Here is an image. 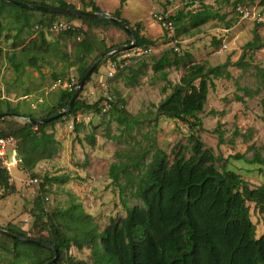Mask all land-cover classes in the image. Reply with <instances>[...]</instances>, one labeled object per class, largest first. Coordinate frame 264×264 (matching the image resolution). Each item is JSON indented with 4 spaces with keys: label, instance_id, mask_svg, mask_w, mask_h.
I'll use <instances>...</instances> for the list:
<instances>
[{
    "label": "rangeland",
    "instance_id": "374dc122",
    "mask_svg": "<svg viewBox=\"0 0 264 264\" xmlns=\"http://www.w3.org/2000/svg\"><path fill=\"white\" fill-rule=\"evenodd\" d=\"M64 1L87 11L91 10L90 2L97 1L99 9L110 14L118 8L119 17L127 20L128 26L137 25L140 33L155 40V44L146 52H138L135 46L123 47L100 59L77 95L90 104L101 99L100 111L91 108L76 114L66 112L57 122L43 127L57 140L58 151L29 171L20 166L8 171L9 183L15 190L0 199L1 227L50 241L48 216L40 217L34 204L39 185L27 184V181L35 176L41 182L46 175H63L68 178L66 181L48 184L41 191L43 197H47L43 201L45 210L80 205L93 216L101 230L111 219L118 220L125 215L123 201L130 207L141 203L132 194L134 183L156 149L166 151L171 162L175 153L183 152L186 157L192 154L193 139H200L204 147L221 157L215 163L218 170L238 173L251 188L264 183L262 165L228 157L243 153L251 159L255 152L264 157V107L261 104L264 89L255 68V65L264 66V25L238 15L233 9L236 0H126L122 6L120 0ZM241 3L264 10V0H242ZM202 4L222 18L209 19L194 28L188 16L181 17L172 34L155 17L159 14L185 15L187 11L201 8ZM31 15L30 28H24L19 36L17 27L20 23L15 22L11 8H4L0 16L4 28L0 33V104L3 109L9 104L21 114L4 116L0 120V133L22 125L23 114L30 113L37 118L49 113L51 108L56 112L65 108H62L61 92L70 86L76 87L83 75L81 69L89 67L100 55L99 49L90 55L83 54L78 49L81 41L86 39L100 49L130 44L126 31L111 24L71 19L78 34L69 37L51 30L49 24L45 27L35 25L39 19L49 21V15L38 12ZM41 29L47 44L40 54L43 58L37 61V67H32L27 61L34 44L42 42ZM169 48L180 55L190 53L191 56L178 67L172 65L153 70V62ZM114 53L117 54L115 59ZM12 54L20 63L18 69L8 58ZM238 59L249 64L237 66L234 63ZM113 61L117 66L111 75ZM225 62L229 63V76L213 79L204 109L197 114L201 124L190 127L187 121L155 115V105L170 92L168 86L179 81L188 64L214 66ZM161 71L167 73V79L161 77ZM54 74L60 75V81L54 80ZM134 75L136 79L132 81ZM164 87H167L166 91ZM244 87L250 92L245 93ZM114 106L122 109L124 114L121 115ZM219 133L222 140H219ZM92 134L94 140L90 142ZM119 185L126 186L124 191L121 192ZM246 205L255 225V236L259 237L264 233V214L254 203L248 201ZM12 247L10 236L0 232V264H30L31 258H25L24 252L15 257ZM79 261L93 264L88 247L77 250L71 246L59 254L56 263L81 264Z\"/></svg>",
    "mask_w": 264,
    "mask_h": 264
},
{
    "label": "trees",
    "instance_id": "16d2710c",
    "mask_svg": "<svg viewBox=\"0 0 264 264\" xmlns=\"http://www.w3.org/2000/svg\"><path fill=\"white\" fill-rule=\"evenodd\" d=\"M21 1L75 8L64 0H52L51 4ZM124 1L120 0V6ZM241 1L236 0L234 7L243 4ZM6 7L11 8L15 22L20 23L17 27V36L24 28H30L31 14L34 12L50 16L49 21L37 20L35 25L42 27L48 24L50 27L53 22L62 20L59 17H63L66 21L79 19L94 24L107 23L124 30L119 24L107 18L87 19L81 16L50 13L23 8L5 0H0V16ZM90 7V11H102L95 1L90 2ZM119 14L120 10L117 8L111 15L128 25L127 20L120 18ZM185 16H188L194 28L209 19L222 18L218 12L205 4L197 10L187 11L185 15L178 13L168 18L176 28V22ZM3 29L0 20V33ZM130 29L134 32L137 49L146 50L155 44V40L140 33L137 25ZM40 32L42 42L34 44L31 49L33 53L27 61L32 67H37V61L43 58L40 54L47 44L43 30L41 29ZM60 32L71 37L78 34V29L70 27ZM130 42L129 37L128 43ZM252 44L256 45V42L253 41ZM117 46L118 44L104 46L101 49L95 48L92 42L85 39L79 43L78 49L83 54L90 55L97 49L101 54ZM116 55L114 53L112 57L115 59ZM190 56V53L180 55L173 48H169L153 62L152 69L160 70L172 65L178 67ZM8 58L18 69L20 63L16 61L15 56L12 54ZM228 64V62L214 66L188 64L179 81L168 86L170 92L155 105V115L187 121L190 127L201 124L197 114L204 109L208 89L213 86L214 78L229 76ZM234 64L245 67L249 63H241L238 59ZM255 68L264 89V66L255 65ZM87 69L88 67L81 69V74ZM161 77L167 79V73L161 71ZM53 78L55 81H60L59 74H54ZM135 79L136 75L132 77V81ZM74 89L73 85L61 92L64 99L62 108L68 104ZM166 89L167 87L163 88L164 91ZM243 90L245 93L250 92L247 87ZM100 102L101 99L93 104L86 103L77 96L68 114H76L80 110L91 108L99 112ZM261 104L264 107V94L261 97ZM114 109L121 112V115L124 114V111L117 106H114ZM0 113H10L6 116L21 115L17 108L9 104H6L4 109L0 104ZM57 113L59 112L51 108L49 113L37 118L49 117ZM22 116L25 118L22 125L0 133V137L15 139L16 151L21 160L19 166L29 171L38 162L48 160L57 153V140L51 133L43 130V127L57 122L59 118L43 123H32L29 119L36 118L32 114ZM4 118L1 117L0 120ZM190 119L196 122L190 123ZM89 138L90 142H93L94 135H90ZM219 140H222L221 133ZM228 157L248 163H258L264 167V157L258 152H255L251 159L245 157L243 153L230 154ZM220 159L221 157L214 155L211 149L204 147L200 139H193L192 154L189 157L183 152H178L173 155L171 162L166 151L156 149L146 164V169L134 183L132 194L141 203L130 207L123 201L125 215L118 220L111 219L108 226L101 230L93 216L86 213L80 205H71L63 210L46 211L43 206L45 196L43 197L44 192L41 191L48 184L64 182L68 179L63 175H46L41 182H38V195L34 199V204L40 212V217L48 216L47 222L52 239L39 240L54 245L59 254L71 246L77 250L88 247L93 264H264V233L259 237L255 236V225L250 219L246 205L248 201L252 202L258 211L264 214V183L251 188L238 173L225 169L218 170L215 163ZM119 186L121 192L124 191L126 186ZM14 190V185L9 183V172L0 162V199ZM63 220L65 221L62 222ZM4 229L29 237L15 229ZM10 238L13 242L11 252L14 256L18 258L24 252L25 258H31L30 264H43L54 255V251L50 248ZM79 263L85 264L83 261Z\"/></svg>",
    "mask_w": 264,
    "mask_h": 264
},
{
    "label": "water",
    "instance_id": "95a60500",
    "mask_svg": "<svg viewBox=\"0 0 264 264\" xmlns=\"http://www.w3.org/2000/svg\"><path fill=\"white\" fill-rule=\"evenodd\" d=\"M5 1H7L9 3H12V4H15L17 6L23 7V8H28V9H33V10H40V11H45V12H50V13L81 16V17H84V18H87V19L107 18V19L119 24L126 31V33L129 35V37L131 39L130 44H128V45H120V46H117L115 48H112V49H110L108 51H105V52L101 53L96 58V60L88 67V69L80 77V79H79V81L77 83V86L75 87L74 92H73L68 104L65 106V108L61 112H59V113H57L55 115L49 116V117L31 118L29 120L32 123L48 122V121H51V120H54V119L58 118L61 115H64L66 112L69 111L73 101L76 99V97H77V95L79 93V90L83 86L86 78L91 74L93 68L96 66L97 62L103 56H105L106 54H108L110 52H114L117 49L123 48V47L132 48V47L135 46V35H134V32L130 29V27L123 20L113 17L108 12H105V11L93 12V11L81 10V9H78V8L70 9V8H64V7H60V6H54V5L32 4V3H27V2L21 1V0H5ZM7 114H10V113H0V118L6 116ZM0 232L5 234V235H8V236H10V237H12L14 239H17V240L33 243V244H36V245H40V246L52 249L54 251V255H53L52 259L44 262L43 264H55L56 261L58 260V257H59L58 249L54 245H52L50 243H47V242L39 240V239H33V238H30V237H24V236H21L19 234L12 233V232H10L8 230H5L1 226H0Z\"/></svg>",
    "mask_w": 264,
    "mask_h": 264
},
{
    "label": "built area",
    "instance_id": "2783aa9c",
    "mask_svg": "<svg viewBox=\"0 0 264 264\" xmlns=\"http://www.w3.org/2000/svg\"><path fill=\"white\" fill-rule=\"evenodd\" d=\"M234 10L242 18L249 19L259 25H264V10L250 8L244 4H237L234 7ZM155 17L158 23L163 28H165L172 34L175 32V25L172 22V20L168 18L167 15L159 14V15H155ZM70 27L74 28V23L71 21H66L62 19V20L53 22L49 28L53 31L58 32V31L66 30ZM174 48L177 49L176 47ZM137 51L146 52L147 49L142 50L138 48ZM116 66H117L116 61H113L110 64V74L111 75L115 73ZM20 161L21 160L19 159L17 151H16L15 139L13 137H0V162L1 164L4 167H6V169L9 171L11 168H17L20 164ZM38 182H39V178L30 177L27 181V184H38ZM45 199H47V197H45Z\"/></svg>",
    "mask_w": 264,
    "mask_h": 264
},
{
    "label": "crops",
    "instance_id": "0c3cea01",
    "mask_svg": "<svg viewBox=\"0 0 264 264\" xmlns=\"http://www.w3.org/2000/svg\"><path fill=\"white\" fill-rule=\"evenodd\" d=\"M125 1H126V0H125ZM125 1H124V2H125ZM127 1H128V0H127ZM124 2H123V4H124ZM96 4L98 5L97 1H96ZM123 4H122V5H123ZM98 6H99V5H98ZM100 9H101V8H100ZM102 11H103V10H102ZM106 12H107V11H106Z\"/></svg>",
    "mask_w": 264,
    "mask_h": 264
}]
</instances>
